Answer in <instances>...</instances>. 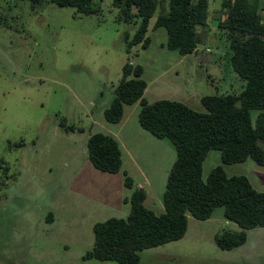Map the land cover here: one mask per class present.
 Masks as SVG:
<instances>
[{
    "label": "rangeland",
    "instance_id": "374dc122",
    "mask_svg": "<svg viewBox=\"0 0 264 264\" xmlns=\"http://www.w3.org/2000/svg\"><path fill=\"white\" fill-rule=\"evenodd\" d=\"M208 1L200 42L180 55L165 45V28L154 27L158 9L148 22V45L127 52L121 34L128 31L131 38L139 19L116 22L113 0H94L97 12L88 15L50 0H0V162L14 176L6 179L0 171V182L7 183L0 187V264H119L86 258L93 226L126 219L138 186L147 194L144 206L164 212L174 145L140 126L138 102L124 105L117 123L105 120L104 109L126 62L142 66L143 96L150 103L170 99L205 111L202 96L244 88L229 62L227 32L217 25L224 16L221 0ZM97 131L119 143L122 165L116 174L90 162L87 141ZM218 166L264 192V166L252 159L225 165L219 150L210 149L202 179ZM187 217L183 238L141 251L139 264H264V228L246 230L242 245L221 250L215 237L240 230L225 220L223 208L204 221Z\"/></svg>",
    "mask_w": 264,
    "mask_h": 264
},
{
    "label": "trees",
    "instance_id": "16d2710c",
    "mask_svg": "<svg viewBox=\"0 0 264 264\" xmlns=\"http://www.w3.org/2000/svg\"><path fill=\"white\" fill-rule=\"evenodd\" d=\"M50 1L74 7L79 14L97 12L94 0ZM113 4L118 8L116 22L129 24L139 19L131 38L128 31L121 34L127 52L135 44L148 45V22L158 9L154 27L165 28V45L180 55L189 54L200 42L199 27L207 25L209 15L208 0H113ZM221 10L224 16L217 25L227 32L229 62L245 81L240 92L202 96L205 111L170 99L150 103L143 96L147 82L142 77V66L131 62L123 65L121 80L104 109L105 120L119 122L124 105L138 102L140 126L157 138L168 139L176 157L162 194L164 212L156 214L147 209L146 192L136 188L128 199L126 219L110 218L93 226L94 242L87 259L139 264L141 251L183 238L188 215L204 221L217 208H223L225 220L240 228L215 237L221 250L242 245L246 230L264 228V192L256 191L246 177H228L218 166L205 181L202 179L203 160L210 149L219 150L225 165L250 158L264 166V0H221ZM87 152L97 170L116 174L121 169V150L113 136L101 131L92 133ZM0 171L6 179L14 178L8 177L9 167L4 162H0ZM5 186L6 182H0V187ZM125 186L131 187L128 178Z\"/></svg>",
    "mask_w": 264,
    "mask_h": 264
},
{
    "label": "crops",
    "instance_id": "0c3cea01",
    "mask_svg": "<svg viewBox=\"0 0 264 264\" xmlns=\"http://www.w3.org/2000/svg\"><path fill=\"white\" fill-rule=\"evenodd\" d=\"M174 163V162H173ZM173 163H172V165H173ZM172 167V166H171ZM171 169V168H170ZM170 171V170H169ZM169 173V172H168ZM167 179V178H166ZM138 187H140L141 188V186H138Z\"/></svg>",
    "mask_w": 264,
    "mask_h": 264
}]
</instances>
